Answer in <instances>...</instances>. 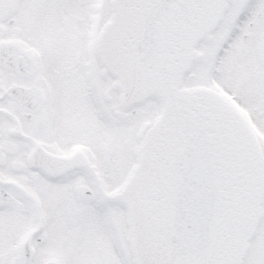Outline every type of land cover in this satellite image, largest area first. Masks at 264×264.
<instances>
[{"label":"snow or ice","instance_id":"obj_1","mask_svg":"<svg viewBox=\"0 0 264 264\" xmlns=\"http://www.w3.org/2000/svg\"><path fill=\"white\" fill-rule=\"evenodd\" d=\"M0 264H264V0H0Z\"/></svg>","mask_w":264,"mask_h":264}]
</instances>
